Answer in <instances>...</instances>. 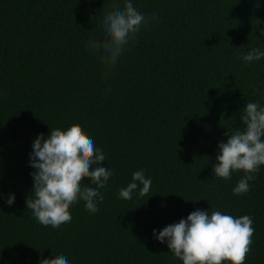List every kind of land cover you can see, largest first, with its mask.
<instances>
[{
    "label": "trees",
    "instance_id": "1",
    "mask_svg": "<svg viewBox=\"0 0 264 264\" xmlns=\"http://www.w3.org/2000/svg\"><path fill=\"white\" fill-rule=\"evenodd\" d=\"M125 2L0 0V264L57 255L69 264H183L153 230L197 209L252 217L244 264H264V165L241 195L233 188L243 171L228 180L213 173L225 133L242 125L240 110L264 106V57L242 59L264 51V0H131L147 23L106 68L88 42L103 41L104 17ZM74 124L113 175L98 212L80 200L71 222L53 229L26 205L30 153L41 133ZM140 169L149 193L120 198Z\"/></svg>",
    "mask_w": 264,
    "mask_h": 264
},
{
    "label": "clouds",
    "instance_id": "2",
    "mask_svg": "<svg viewBox=\"0 0 264 264\" xmlns=\"http://www.w3.org/2000/svg\"><path fill=\"white\" fill-rule=\"evenodd\" d=\"M147 23L146 17L126 0L123 9L108 13L103 20L105 38L103 41H89V47L100 55L106 68L115 67L126 50V46ZM264 57V51L251 49L242 56L246 63H252ZM256 95V92H253ZM242 125L236 130H228L227 142L218 145L213 173L228 180L233 171H243L244 176L233 188L234 195L250 191V181L256 179V173L264 165V106L258 102H247L240 110ZM46 138L41 133L34 139L30 153V166L34 186L26 200L27 208L33 217L44 226L59 228L71 222L70 206L80 200L91 212L99 211L98 202H102L100 189L107 186L113 175L109 168L101 167L106 160L103 151L96 147L79 124L67 130L51 128ZM85 178L91 185L84 183ZM82 183L85 186H81ZM142 185V187H140ZM151 178H146L145 170L133 173L132 181L121 188L119 197L131 200L133 193L139 190L140 196L149 193ZM0 193V196H3ZM15 194L8 195L6 203L12 206ZM186 201V200H185ZM252 217L244 215L236 218L221 211L197 209L186 219L170 224L160 230H153V236L167 247L183 264H244L251 251L254 228ZM41 264H69L64 255L42 259Z\"/></svg>",
    "mask_w": 264,
    "mask_h": 264
}]
</instances>
